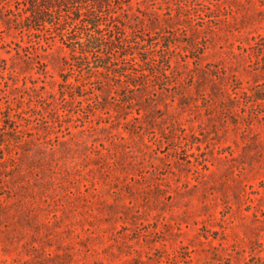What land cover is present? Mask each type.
<instances>
[{
	"label": "rangeland",
	"instance_id": "374dc122",
	"mask_svg": "<svg viewBox=\"0 0 264 264\" xmlns=\"http://www.w3.org/2000/svg\"><path fill=\"white\" fill-rule=\"evenodd\" d=\"M124 2L115 31L168 65L141 117L0 5V264H264V0Z\"/></svg>",
	"mask_w": 264,
	"mask_h": 264
},
{
	"label": "trees",
	"instance_id": "16d2710c",
	"mask_svg": "<svg viewBox=\"0 0 264 264\" xmlns=\"http://www.w3.org/2000/svg\"><path fill=\"white\" fill-rule=\"evenodd\" d=\"M112 1H117L118 12L111 10ZM13 2L18 4L15 10L20 13L21 19L31 20V24L25 26V29L40 31L32 25V22L39 21L57 26L61 36L65 38L73 39L76 36L80 39L79 47L71 49L73 53L78 54V57L73 59L66 70L78 69L83 75L80 79L68 83L63 76L64 83L72 85V89L78 86L83 87V92L90 90L91 84H94L92 89L100 90L97 84L102 87V83L105 82V78L101 75L103 72L110 80L116 82L118 87L127 91L129 99L126 102L130 104V109H135L141 117L142 107L135 104L137 100L135 97L139 98L141 93L144 95V90L151 87V78L159 77L168 65H162L160 69H157V55L153 50L156 44L146 45V38L131 43L129 38L132 32L126 31L124 26V33L115 31L116 24L119 23L117 18H123L121 12H128L131 2L125 3L124 0H0L1 8H12ZM56 11L61 13L63 18L58 19V22L53 17ZM110 22L113 24L109 25ZM103 25L109 28L108 35H100L99 29ZM139 45L145 47H137ZM104 49L106 52L103 51ZM161 57L164 58L163 55ZM94 73L100 75L97 76ZM169 84L167 82L163 88H167ZM65 92L68 97L69 93H73L68 89ZM137 93H139L138 96ZM61 94H64V90ZM13 130L19 131L18 126H15Z\"/></svg>",
	"mask_w": 264,
	"mask_h": 264
}]
</instances>
